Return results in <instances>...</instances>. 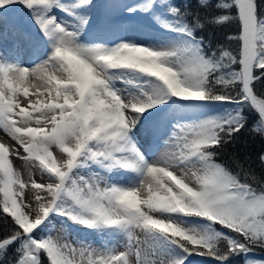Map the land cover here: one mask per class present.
<instances>
[{
	"label": "snow or ice",
	"instance_id": "6c2138e0",
	"mask_svg": "<svg viewBox=\"0 0 264 264\" xmlns=\"http://www.w3.org/2000/svg\"><path fill=\"white\" fill-rule=\"evenodd\" d=\"M0 40V264H264V173L219 160L264 136V0H0Z\"/></svg>",
	"mask_w": 264,
	"mask_h": 264
},
{
	"label": "trees",
	"instance_id": "16d2710c",
	"mask_svg": "<svg viewBox=\"0 0 264 264\" xmlns=\"http://www.w3.org/2000/svg\"><path fill=\"white\" fill-rule=\"evenodd\" d=\"M192 4L195 7L196 0H192ZM235 33V24H231L219 30H214V43L223 42L229 46L230 49H235L236 45L227 41V36L235 35ZM200 34L202 33H198V35ZM262 88H264V85H256L257 92H260ZM255 120L256 115L254 113H249L247 126L238 135L234 144H229L221 150L219 160L230 164L231 159L234 156L239 157V159L244 162L246 168L250 166L253 170H255L257 175H260L264 173V165L261 164L259 159L261 154H264V136L251 131ZM256 253L264 255V251L259 249L256 250Z\"/></svg>",
	"mask_w": 264,
	"mask_h": 264
},
{
	"label": "rangeland",
	"instance_id": "374dc122",
	"mask_svg": "<svg viewBox=\"0 0 264 264\" xmlns=\"http://www.w3.org/2000/svg\"><path fill=\"white\" fill-rule=\"evenodd\" d=\"M1 41L2 40H0V42ZM3 137H4V134L2 132H0V139H3ZM4 142L6 144H12V143H14V142H12L10 140H5ZM13 163H14V166L18 170L24 172V174L27 175V170L23 168L22 162L19 159H15V157H13ZM36 178L39 180V176L38 175H37ZM69 238L72 241H75L77 239H84V238H87L89 240H92L93 239L91 236L88 235V233L86 231H81L79 233L73 232V233L70 234V237ZM253 258H255V259H262V258H264V255L255 252ZM196 259H197V264H199V261L200 260H205V261H209L210 262V260L202 259V258H199V257H197Z\"/></svg>",
	"mask_w": 264,
	"mask_h": 264
},
{
	"label": "bare ground",
	"instance_id": "6f19581e",
	"mask_svg": "<svg viewBox=\"0 0 264 264\" xmlns=\"http://www.w3.org/2000/svg\"><path fill=\"white\" fill-rule=\"evenodd\" d=\"M7 43H5L4 41H1L0 42V51H3L7 48Z\"/></svg>",
	"mask_w": 264,
	"mask_h": 264
}]
</instances>
